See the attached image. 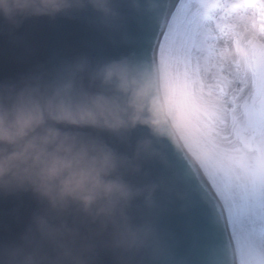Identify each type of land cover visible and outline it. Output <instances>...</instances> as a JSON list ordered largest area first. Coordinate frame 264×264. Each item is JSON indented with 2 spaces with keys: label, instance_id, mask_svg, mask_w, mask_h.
Instances as JSON below:
<instances>
[{
  "label": "clouds",
  "instance_id": "1",
  "mask_svg": "<svg viewBox=\"0 0 264 264\" xmlns=\"http://www.w3.org/2000/svg\"><path fill=\"white\" fill-rule=\"evenodd\" d=\"M122 3L0 0V35L39 18L113 29ZM165 143L179 144L167 97L130 57L53 58L0 80V199L35 205L0 264H164L171 193L149 166L168 167Z\"/></svg>",
  "mask_w": 264,
  "mask_h": 264
},
{
  "label": "snow or ice",
  "instance_id": "2",
  "mask_svg": "<svg viewBox=\"0 0 264 264\" xmlns=\"http://www.w3.org/2000/svg\"><path fill=\"white\" fill-rule=\"evenodd\" d=\"M126 55L165 93L164 264H264V0H156ZM179 196V199L177 198Z\"/></svg>",
  "mask_w": 264,
  "mask_h": 264
},
{
  "label": "water",
  "instance_id": "3",
  "mask_svg": "<svg viewBox=\"0 0 264 264\" xmlns=\"http://www.w3.org/2000/svg\"><path fill=\"white\" fill-rule=\"evenodd\" d=\"M142 7L148 6H133L123 0L122 21L108 30H96L82 19L39 18L26 22L11 37L0 35V80L25 73L37 65H47L53 58L87 55L100 59L128 55L133 47L131 38L139 29ZM149 167L153 177L158 176V168H162L159 165ZM34 207L27 196L19 200L0 199V240L19 233ZM177 218L166 212L162 216L161 224L168 236L177 228Z\"/></svg>",
  "mask_w": 264,
  "mask_h": 264
}]
</instances>
